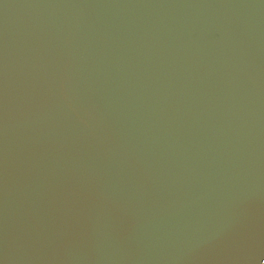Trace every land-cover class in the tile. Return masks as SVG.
I'll use <instances>...</instances> for the list:
<instances>
[{
  "label": "water",
  "instance_id": "water-1",
  "mask_svg": "<svg viewBox=\"0 0 264 264\" xmlns=\"http://www.w3.org/2000/svg\"><path fill=\"white\" fill-rule=\"evenodd\" d=\"M0 264H264V0H0Z\"/></svg>",
  "mask_w": 264,
  "mask_h": 264
}]
</instances>
